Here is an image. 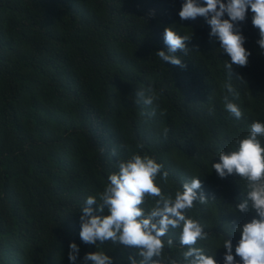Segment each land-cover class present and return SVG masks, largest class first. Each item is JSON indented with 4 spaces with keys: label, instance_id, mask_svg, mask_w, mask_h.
<instances>
[{
    "label": "trees",
    "instance_id": "1",
    "mask_svg": "<svg viewBox=\"0 0 264 264\" xmlns=\"http://www.w3.org/2000/svg\"><path fill=\"white\" fill-rule=\"evenodd\" d=\"M183 2L0 0V264H71V243L79 247L76 264H85V254L95 251L114 264H128L136 249L111 241L84 243L79 218L88 196L99 202L110 165L131 152L163 165L167 181L158 176L156 183L164 194L179 184L169 179L177 175L172 159L203 178L216 203L187 213L209 230L196 246L215 252L217 264H224L227 238L240 261V233L234 229L255 216L235 207L247 182L236 175L220 178L212 163L253 121L264 122V49L256 43L259 30L249 9L237 27L251 55L246 66H232L230 77V57L210 36L205 19L179 17ZM167 27L190 38L187 55L175 53L184 68L156 55L167 54ZM227 83L238 94L230 99L242 112L239 119L224 107ZM148 86L159 97L155 116L136 102L135 91ZM138 128L149 130L142 150ZM161 139L166 144L159 146ZM168 235H174L173 245H165L163 256L182 259L187 247L180 246L179 230Z\"/></svg>",
    "mask_w": 264,
    "mask_h": 264
},
{
    "label": "clouds",
    "instance_id": "2",
    "mask_svg": "<svg viewBox=\"0 0 264 264\" xmlns=\"http://www.w3.org/2000/svg\"><path fill=\"white\" fill-rule=\"evenodd\" d=\"M249 9L253 13L252 25L259 30L256 43L264 49V0H184L179 11L182 20L197 17L205 19L211 28L210 36L219 41L220 48L230 57L231 63L225 62L230 77L232 66H246L251 55L244 47L246 38L237 27L246 21ZM225 14L227 19L223 18ZM189 39L187 35L180 36L171 27H167L164 30L167 54L161 50L156 55L161 61L184 68L186 65L175 53L179 50L187 55L189 49L186 41ZM238 81L244 82L239 77ZM224 87L227 92L223 98L225 109L235 118H241L240 108L230 99V96L237 97L238 94L231 83ZM135 97L138 104L151 108L147 115H156L159 107L156 101L159 97L151 86L137 89ZM147 131L149 130L138 128L136 133L137 148L141 150V139ZM163 135L167 138V128L163 130ZM262 137L264 122L253 121L250 131L243 138L237 137L228 150L219 151V162L212 163V169L220 178L236 175L247 182L246 195L243 193L241 202L235 207L241 213L255 212L249 222L234 229L240 233V239L235 246V256L240 258L239 262L233 255L231 240H224V264H264ZM164 144L166 143L163 139L158 141L159 146ZM116 154L114 148L111 155ZM172 164L175 165L173 173L177 175H172L169 179H177L179 184L173 193L164 194L156 180L161 176L166 182L168 173L165 171L161 175L163 165L157 163L154 157L131 152L126 160L113 162L110 165L113 172L108 176V183L98 194L99 202L96 196L90 195L81 208V240L94 246L97 242L103 244L111 241L114 245L136 249L135 255L127 257L128 264H217L214 259L215 252L206 254L203 247L196 246L198 240H207L209 230H204V225L187 215L189 211L201 212L211 208L216 203V198L207 194L203 178L189 174L173 159ZM146 198H151L153 202L147 204ZM93 205L97 207L94 208ZM175 230H179L180 246L187 247L182 253V259L163 256L165 245H173L174 235L168 233ZM69 247L68 259L71 264H76L79 247L75 243H71ZM83 259L85 264L87 261L92 264H114L112 257L100 251L86 253Z\"/></svg>",
    "mask_w": 264,
    "mask_h": 264
}]
</instances>
